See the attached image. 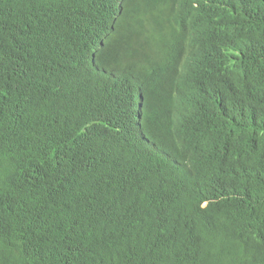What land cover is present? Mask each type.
<instances>
[{
  "label": "trees",
  "instance_id": "1",
  "mask_svg": "<svg viewBox=\"0 0 264 264\" xmlns=\"http://www.w3.org/2000/svg\"><path fill=\"white\" fill-rule=\"evenodd\" d=\"M0 264H264V0H0Z\"/></svg>",
  "mask_w": 264,
  "mask_h": 264
},
{
  "label": "bare ground",
  "instance_id": "2",
  "mask_svg": "<svg viewBox=\"0 0 264 264\" xmlns=\"http://www.w3.org/2000/svg\"><path fill=\"white\" fill-rule=\"evenodd\" d=\"M119 1V0H118ZM220 91V90H219ZM140 98V97H139ZM135 108V107H134ZM138 108V107H137ZM137 110H139V109H137ZM138 113V112H137ZM134 115V114H133ZM136 119H138V116H137V118ZM137 122V121H136ZM138 122H139V120H138ZM139 124V123H138ZM159 136V135H158Z\"/></svg>",
  "mask_w": 264,
  "mask_h": 264
},
{
  "label": "clouds",
  "instance_id": "3",
  "mask_svg": "<svg viewBox=\"0 0 264 264\" xmlns=\"http://www.w3.org/2000/svg\"><path fill=\"white\" fill-rule=\"evenodd\" d=\"M140 116V115H139Z\"/></svg>",
  "mask_w": 264,
  "mask_h": 264
}]
</instances>
